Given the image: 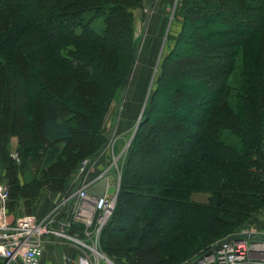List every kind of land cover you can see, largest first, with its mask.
Instances as JSON below:
<instances>
[{"label": "trees", "instance_id": "1", "mask_svg": "<svg viewBox=\"0 0 264 264\" xmlns=\"http://www.w3.org/2000/svg\"><path fill=\"white\" fill-rule=\"evenodd\" d=\"M143 1L0 0L7 211L38 213L50 194L66 192L82 160L90 168L104 151V118L136 64L133 10ZM179 4L180 30L160 61L99 234L116 264H178L181 248L208 249L264 208V0ZM160 145L176 161L161 158L148 176L158 190L137 186L138 163ZM196 192L209 196L194 201Z\"/></svg>", "mask_w": 264, "mask_h": 264}, {"label": "built area", "instance_id": "2", "mask_svg": "<svg viewBox=\"0 0 264 264\" xmlns=\"http://www.w3.org/2000/svg\"><path fill=\"white\" fill-rule=\"evenodd\" d=\"M108 147L110 145L106 148ZM15 156L17 158V155H13ZM87 163L86 159L80 162L77 170L79 180L75 189L64 195L52 212L39 220L25 215L9 222V188L0 182V259L5 264H12L17 260L22 264H40L45 236L52 237L56 245L73 241L74 247L79 251L74 264H110L97 245L99 234L114 210L120 178L117 177L113 194L107 192V179L104 194H89L88 186L108 178L109 171L100 170L94 177L87 178L86 175L90 172ZM240 232L251 236L213 244L184 264H264V234L246 228H240L233 234Z\"/></svg>", "mask_w": 264, "mask_h": 264}, {"label": "rangeland", "instance_id": "3", "mask_svg": "<svg viewBox=\"0 0 264 264\" xmlns=\"http://www.w3.org/2000/svg\"><path fill=\"white\" fill-rule=\"evenodd\" d=\"M179 6H180L179 0H145L141 3L140 7L135 8L133 10L134 34L136 37H138V47H137L138 50H137V55H136L137 59L135 62L136 64L131 74L132 78L128 86L124 90V93L121 96L120 102H118L119 99L114 100L109 106L110 108L107 112L108 115L106 114L104 118L105 122L102 127V133L105 134L108 138L104 149L108 145H110L111 148L108 147L105 150L108 152V163L103 165L101 167V170L106 169L107 172L109 171V174H107L108 178H103V180H98L91 186L90 189L95 195L99 194L97 191H101V193L102 192L104 193L107 187L106 179L109 182V188L107 192L109 194H113L112 192L115 191V184L118 180L117 177H120L119 165L123 161L124 153L127 150L126 149L128 147L127 143L131 138H133L136 128L140 122L141 116L146 107L145 104L148 101L151 93L153 92L152 90L154 88V81L159 71V65L161 63L160 61L162 60L163 56L173 48L174 41H175L174 38L177 36L178 31L180 30L181 18L177 15ZM204 21L205 19L202 18L201 22H204ZM118 104L120 106L119 107L120 110H119L118 115L115 116L116 123H112L111 125L108 124L109 129L107 130L106 124L108 123L107 121L108 116L115 115L116 108H117L116 106ZM221 139L222 140L224 139L227 143L235 147H237L239 144L238 140H236L232 134L221 135ZM152 149L155 150V151L153 150L151 154L149 153L152 159H149L147 163H141V164L138 163L137 167L139 168V165H140L141 170L138 171V174H137L138 179L136 181V184L139 187L141 186L151 187V188H155V190H158V187L153 186L154 184L148 176H152L155 174V169L157 168L156 165H158V162H160L159 160L161 158L163 159V161L166 159L171 160V161H173L174 159V161H176V158H175L176 156L175 154L174 156H171L169 154V151H166V153L163 152L164 150L162 148V145L157 146ZM178 152L179 151L177 150L176 153ZM11 153H12V157L13 155H17V161H18V153L15 152L14 148L12 149ZM14 158H16V156ZM98 158H96L95 161L91 164L92 166L90 167V169L95 168L96 166L95 162L97 161ZM143 164H145L144 168H143ZM168 167L169 165L165 166L164 174ZM98 172H101V171L98 170L95 173V175H97ZM90 175L91 173L87 174L86 177L91 178ZM72 179L74 180V183L72 185V188H73L74 186H76L79 180L77 171L73 173L72 176L70 177L71 181H73ZM71 181L69 182V184L71 183ZM2 183H5V182H2ZM6 185L8 186V184ZM235 189H237V187ZM116 194L118 195V193ZM208 196L209 195L206 193L196 192L195 194L192 195L191 198L194 201L196 200L206 201ZM61 198H62V195L61 197L56 199L55 203L53 202V204L54 205L58 204ZM137 202H138V199L135 198L133 203L137 204ZM53 204L51 203V207L53 206ZM8 211H10L9 215L11 216H17V215L24 214V215H30V216L33 215V216L38 217L40 215L39 213L29 214L26 212L17 214L11 211L10 207ZM263 211H264V208L257 210L249 219H247L244 223L240 224L242 228L250 227L252 229H255L256 224L254 222L255 221L254 216L260 215ZM131 212L137 213V209L131 210ZM127 215L128 214L125 213L126 217ZM218 242L214 244H217ZM66 243L69 244L70 247L67 246ZM66 243H64L62 247H59L54 251V254H56V257H57L54 260L56 264H65L66 259L68 260L70 259L67 264H73V262L78 256L79 251H77V249L74 246H71V245H75V243L71 240L66 241ZM99 244L100 243L98 241L97 248L107 258L108 262L110 264H116L113 261V259L107 256V254L101 250ZM186 246L181 248V250L179 251L177 255V257H179L178 264L182 260H184V258H186L184 260V263H185V261L197 255L198 252L204 251V250H199L198 252L195 253L193 251L194 249L193 250H191L190 248L187 249ZM210 247L211 246H209V248ZM68 249H69V253L66 251ZM208 249H205V250H208Z\"/></svg>", "mask_w": 264, "mask_h": 264}, {"label": "crops", "instance_id": "4", "mask_svg": "<svg viewBox=\"0 0 264 264\" xmlns=\"http://www.w3.org/2000/svg\"><path fill=\"white\" fill-rule=\"evenodd\" d=\"M119 102V101H118ZM117 108H116V112H115V115L114 116H108V119H107V121H108V123L106 124V128H107V130L109 129L108 128V124H112V123H116V115H118V113H119V104L116 106ZM108 115V114H107ZM110 128H111V126H110ZM113 129V128H112ZM16 142H17V140L15 139V138H12V140H11V146H13V148L15 147V145H16ZM106 149H104V151L102 152V154L99 156V158L97 159V161L95 162V164H96V166H95V168L94 169H90V172L88 173V174H90L91 173V175H90V177H93L94 175H95V173L98 171V170H101V167L103 166V165H105V164H107L108 163V152L107 151H105ZM70 180V179H69ZM73 180V179H72ZM71 181V180H70ZM69 181V182H70ZM73 183H74V180L73 181H71V183L69 184L68 183V187H67V190H66V192H64V193H53V194H50L47 198H46V200L41 204V206H40V208H39V216L37 217V216H33V217H35L36 219H41V218H44V217H46L48 214H50L51 212H52V210H53V208L54 207H51V203L53 204V202L55 203V201H56V199H58L59 197H61V195H62V197L64 196V195H66L69 191H71V190H73V189H75V187L76 186H74L73 188H72V185H73ZM93 185V184H92ZM91 185V186H92ZM91 186H88V188H87V191H88V193L89 194H93V195H95L92 191H91ZM99 194H97V195H101V194H104L103 192L101 193V191H97ZM105 192V191H104ZM9 213H10V211L8 212V221L9 222H11V221H14V220H16V219H18L19 217H23V216H25L24 214H22V215H17V216H11V215H9ZM30 216V215H29ZM254 218H255V224H256V228L255 229H252V228H250V227H246V229L247 230H249V231H257V232H262L263 234H264V211L260 214V215H256V216H254ZM45 238H46V242H45V247H44V250H43V255H42V257H41V261H40V264H56L55 263V258H57L56 257V254H54V251L57 249V248H59V247H62V245H64V243H66V242H60L58 245H56V241L52 238V237H49V236H45ZM66 245L67 246H69L70 247V245L69 244H67L66 243ZM71 246H74V245H71ZM69 247H67V248H69ZM68 253H69V249L68 250H66ZM70 260V259H69ZM68 259H66V261H65V264H67L68 263V261H69ZM22 264L21 263V261L20 260H17V261H15V262H12V264ZM0 264H5V261L4 260H2V259H0ZM73 264H74V262H73Z\"/></svg>", "mask_w": 264, "mask_h": 264}, {"label": "water", "instance_id": "5", "mask_svg": "<svg viewBox=\"0 0 264 264\" xmlns=\"http://www.w3.org/2000/svg\"><path fill=\"white\" fill-rule=\"evenodd\" d=\"M132 72H133V70L131 71V73H130V75L127 77V79H126V81H125V83H124V85H128L129 84V82H130V80H131V74H132ZM131 140H132V138L128 141V143H127V145H129V143L131 142ZM119 183H120V181H119ZM250 237L251 235H249L248 233H238V234H233V235H230V236H228V237H226L225 239H223V240H221L220 242H218L217 244H220V243H222V242H226V241H230V240H233V239H238V238H241V237Z\"/></svg>", "mask_w": 264, "mask_h": 264}]
</instances>
